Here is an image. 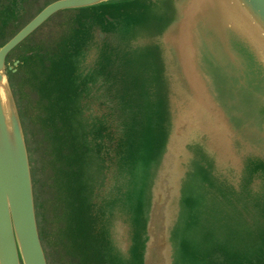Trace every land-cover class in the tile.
<instances>
[{"label":"water","instance_id":"1","mask_svg":"<svg viewBox=\"0 0 264 264\" xmlns=\"http://www.w3.org/2000/svg\"><path fill=\"white\" fill-rule=\"evenodd\" d=\"M138 3L153 5L148 21ZM62 9L81 27L55 103L23 83L58 47L25 40ZM52 137L58 160L41 152ZM262 141L264 0H50L0 38V264L75 261L49 240L45 251L40 230L53 235L73 193L98 264H264V154H248ZM63 176L71 193H58Z\"/></svg>","mask_w":264,"mask_h":264},{"label":"rangeland","instance_id":"2","mask_svg":"<svg viewBox=\"0 0 264 264\" xmlns=\"http://www.w3.org/2000/svg\"><path fill=\"white\" fill-rule=\"evenodd\" d=\"M48 1L50 0H20L19 6L13 13H10L5 10H0V38L1 36H9V34L13 33L16 30L17 26H19L21 22H23V20L27 18L29 19L31 12L34 13L35 9H38L39 7L43 6ZM152 7L153 5L150 7L147 3H138L134 8V13L131 14L135 18L148 21V19L153 16L150 10ZM90 12L92 13L91 10ZM80 14H78L77 11H75L74 9H62L54 13L47 21H45L40 27H38V29L34 31L31 35H29V37L25 40V43L30 44L31 42H37L42 47H45L46 45H48L49 47H58L57 51L54 54H42L40 57H36L32 61L28 62V68L33 67V77L37 79L32 81H25L23 83L25 86L28 87L31 97L36 98V94H39L41 97L51 94L54 98V102L56 103L60 99V91L66 92L64 88L66 82H64V80H66L67 78L65 77L64 79L62 78V76H71L72 62L70 58L72 57L73 53H69L68 51H66L63 46L67 45L70 42L77 41L81 27ZM82 14L87 15L89 13H87V11H83ZM13 22L14 25H11ZM21 48V45L16 47L13 50L14 53L16 55H19L17 54V52L21 50ZM92 56L90 54V60H92ZM50 58H53L54 61L47 63ZM19 70H21V66ZM14 90L16 92V102L18 104L21 115L23 116V120L25 121L23 122V124L25 128L26 137H28L29 129L26 126L28 118L23 110L25 104H23V102L20 100L22 98L20 96H17L18 89L15 88V85ZM21 92L23 91L21 90ZM65 96L66 93L63 94V97ZM40 105V103L36 105L37 115L44 111V109L41 108ZM40 116L44 117L45 115L40 114ZM58 141V138L52 137L50 147H44L41 152L44 155L52 154L54 155L55 160H58V151L55 149V145L58 143ZM66 142L72 152H74L76 149L79 150V148L81 150L80 144L77 147L76 142L73 141V135H71L69 139H66ZM262 142L264 143V141ZM259 152H262L264 154V146L260 149H256L255 146H251L249 148L248 154L256 156ZM77 163H79L81 166L83 165V169L82 173L79 174L77 178H75L73 184L76 185V189L78 191H83L84 186L88 182L87 179L89 178V161L86 156H81L77 159ZM69 180V178H65L64 176L62 179H59L58 193H71L68 186ZM76 194L81 196L84 193ZM69 197H71V194L69 195ZM60 205H62L63 207L66 206V209L59 213L60 215H63L61 219L54 218L53 235L48 237V232L46 235L44 231L45 229L40 227L41 235L43 232L44 236L43 246L45 251L46 240H49L51 242V246L57 249L62 248L67 255L76 259L75 261L69 262L68 264H93V262L94 264H98V257L100 256V254L96 253V251L95 254H90V245L87 242L88 240H90L91 237L89 234L87 236L88 224L85 219L81 220V215L84 216V209L82 207L83 200L80 201L78 198H76L75 194L73 193L69 201H67L66 203H60ZM38 213L40 214L39 211ZM39 214L38 225H40L41 218ZM120 220L117 221L125 223L124 231H127V225H129L128 222L126 223L125 221H123V218H120ZM50 230H52L51 227Z\"/></svg>","mask_w":264,"mask_h":264}]
</instances>
